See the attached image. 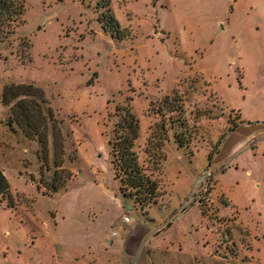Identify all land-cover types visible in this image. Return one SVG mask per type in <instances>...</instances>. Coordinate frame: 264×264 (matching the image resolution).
<instances>
[{
  "label": "rangeland",
  "instance_id": "374dc122",
  "mask_svg": "<svg viewBox=\"0 0 264 264\" xmlns=\"http://www.w3.org/2000/svg\"><path fill=\"white\" fill-rule=\"evenodd\" d=\"M23 2L24 22L0 41V93L13 82L45 90L66 183L53 193L41 183L58 169L51 130L44 158L0 103L10 184L0 264H264V0ZM124 108L139 120V161L160 181L162 195L144 208L111 162ZM235 113L250 137L210 168L223 137L214 130ZM209 169L216 180L204 193Z\"/></svg>",
  "mask_w": 264,
  "mask_h": 264
},
{
  "label": "trees",
  "instance_id": "16d2710c",
  "mask_svg": "<svg viewBox=\"0 0 264 264\" xmlns=\"http://www.w3.org/2000/svg\"><path fill=\"white\" fill-rule=\"evenodd\" d=\"M26 6L23 0H0V41L10 34V25L20 21L25 13ZM20 21V22H19ZM8 26V28H7ZM8 29V30H7ZM4 105L9 107V126H17L25 137L37 141L40 144L44 158L49 153L50 130L53 138L54 164L58 168L55 171L53 181L44 183L51 193L59 191L65 187L66 181H61L63 176L59 170L63 169L64 156V136L62 129L55 124L54 115L51 110L46 111L47 103L45 90L34 82H13L4 85L1 94ZM119 121L116 123L110 138L111 162L114 168L115 179L121 182V190L125 195L135 199L143 208L146 205L156 203L162 195L160 181L154 177L153 172H148L139 161L135 150V144L139 137V120L129 109L124 108ZM161 143L157 144L156 153H159V161L156 167L160 169L165 154L162 147L167 139L165 132L160 135ZM180 146L183 145L179 142ZM211 153L209 154V159ZM155 167V168H156ZM67 175L65 178H71ZM10 193V184L5 172L0 168V195ZM171 223H168V227Z\"/></svg>",
  "mask_w": 264,
  "mask_h": 264
},
{
  "label": "crops",
  "instance_id": "0c3cea01",
  "mask_svg": "<svg viewBox=\"0 0 264 264\" xmlns=\"http://www.w3.org/2000/svg\"><path fill=\"white\" fill-rule=\"evenodd\" d=\"M0 103L3 105V111L5 112V115L3 117H9L10 116V110L9 107L4 105L1 100V93H0ZM205 115H215L212 112L206 113ZM210 117H204L201 119L202 122L208 120ZM234 121L227 122L226 125L223 126L222 129H215L214 135L218 136L219 134H222L223 137L221 139H217L218 141H215L214 143H211V146L217 145L218 147L215 150V152L211 153V158L209 159V166L212 168L213 166H216L219 162L223 161L224 158L230 157V155L236 154V152L242 147L243 143L250 137V129L251 124L243 119L240 113L234 114ZM216 142V143H215ZM183 149V146H181ZM209 153V154H210ZM209 158V155H208ZM230 168V167H229ZM226 170V169H225ZM219 175V174H218ZM112 236V235H111ZM155 236V235H154ZM115 242L114 239H110V242H107V244H113ZM138 249V246L135 247V249H131L134 252ZM151 251V249H149ZM130 255V253H129Z\"/></svg>",
  "mask_w": 264,
  "mask_h": 264
},
{
  "label": "built area",
  "instance_id": "2783aa9c",
  "mask_svg": "<svg viewBox=\"0 0 264 264\" xmlns=\"http://www.w3.org/2000/svg\"><path fill=\"white\" fill-rule=\"evenodd\" d=\"M205 175L207 176L208 180H207V188L205 187V189H204V190H205L204 193L208 190L209 186H211L212 183H213V185H214V182H215V180H216L215 174H214V172H213L211 169L207 170V171L205 172ZM125 220H126V221L129 220V218H128V217H125Z\"/></svg>",
  "mask_w": 264,
  "mask_h": 264
}]
</instances>
